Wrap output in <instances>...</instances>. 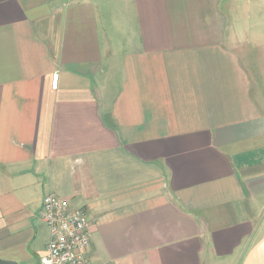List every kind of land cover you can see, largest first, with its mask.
Segmentation results:
<instances>
[{
    "label": "crops",
    "instance_id": "0c3cea01",
    "mask_svg": "<svg viewBox=\"0 0 264 264\" xmlns=\"http://www.w3.org/2000/svg\"><path fill=\"white\" fill-rule=\"evenodd\" d=\"M48 192L90 264H264V0H0L1 260Z\"/></svg>",
    "mask_w": 264,
    "mask_h": 264
},
{
    "label": "built area",
    "instance_id": "2783aa9c",
    "mask_svg": "<svg viewBox=\"0 0 264 264\" xmlns=\"http://www.w3.org/2000/svg\"><path fill=\"white\" fill-rule=\"evenodd\" d=\"M56 84L57 73H54L51 85L55 88ZM38 217L49 232L38 264H90L91 221L86 210L48 192L43 196Z\"/></svg>",
    "mask_w": 264,
    "mask_h": 264
},
{
    "label": "water",
    "instance_id": "95a60500",
    "mask_svg": "<svg viewBox=\"0 0 264 264\" xmlns=\"http://www.w3.org/2000/svg\"><path fill=\"white\" fill-rule=\"evenodd\" d=\"M0 264H16L15 262H11V261H6V260H1L0 259Z\"/></svg>",
    "mask_w": 264,
    "mask_h": 264
}]
</instances>
